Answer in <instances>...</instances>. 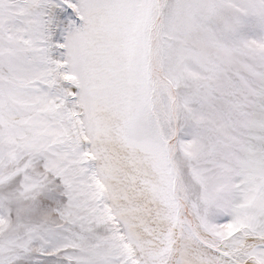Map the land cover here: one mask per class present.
<instances>
[{
  "label": "snow or ice",
  "instance_id": "snow-or-ice-1",
  "mask_svg": "<svg viewBox=\"0 0 264 264\" xmlns=\"http://www.w3.org/2000/svg\"><path fill=\"white\" fill-rule=\"evenodd\" d=\"M0 264H264V0H0Z\"/></svg>",
  "mask_w": 264,
  "mask_h": 264
}]
</instances>
